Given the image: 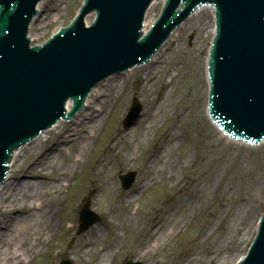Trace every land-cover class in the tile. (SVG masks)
Here are the masks:
<instances>
[{
	"label": "rangeland",
	"instance_id": "obj_1",
	"mask_svg": "<svg viewBox=\"0 0 264 264\" xmlns=\"http://www.w3.org/2000/svg\"><path fill=\"white\" fill-rule=\"evenodd\" d=\"M205 14L203 19L206 20L200 24L191 21L180 27L162 49L161 61L137 69L139 72L133 73L126 84L121 78L112 96L101 100L102 110L106 113L103 122L82 130L92 139L77 170L86 179L91 169L97 168L102 155L109 167L105 175L109 181L98 195L100 208L97 211L90 185L78 201L79 213L85 199L89 198L91 210L101 217V221L87 232L78 234L77 219L71 235L63 237V244H75L77 236H85L93 228L103 225L102 211L113 205L119 208L120 196L130 195L142 177L155 173L149 162L166 147L160 159L169 158L170 167L160 173L164 176L163 181L129 203L130 210L123 202L121 211L125 220L113 218L118 223L117 230L105 232L106 239L115 245L114 258L108 264H122L125 260L137 262L138 253L144 255L138 261L144 264H185L189 259L192 264H236L237 259L247 252L255 236L256 221L264 212V145L249 148L231 142L207 118L206 58L212 37L210 16L208 12ZM170 70L175 72L176 79L168 89L164 80ZM134 97L146 109L142 117L153 111V105L159 98L166 97L164 104L169 101L170 105L158 106L151 114L153 119L149 124L146 117L138 120L133 126L135 129L114 144L113 153H106L117 131H128L122 121ZM65 124L64 132L75 125L68 128L70 125ZM171 125H175L179 135L178 146L174 143ZM57 141L54 139L53 145ZM55 148L60 151L56 161L67 164L69 156L74 158L77 145L75 142L67 146L65 152L57 146ZM119 159H128L131 171L137 174L136 182L128 191L122 188L120 176L130 170L110 177L117 173ZM167 190L178 198L160 214L159 228L152 232L155 216L152 209ZM137 209L142 217L149 214L148 218L140 220L135 217L130 221ZM122 222L127 224L123 226ZM71 225L63 224L68 229ZM165 231L171 232L165 238V244L154 250L152 245L156 238ZM94 249L97 250L98 246ZM44 251L49 255L59 253V250L53 251L48 247H44ZM66 260L71 261L60 255L55 264ZM47 263V257L40 258L38 262Z\"/></svg>",
	"mask_w": 264,
	"mask_h": 264
},
{
	"label": "water",
	"instance_id": "obj_2",
	"mask_svg": "<svg viewBox=\"0 0 264 264\" xmlns=\"http://www.w3.org/2000/svg\"><path fill=\"white\" fill-rule=\"evenodd\" d=\"M41 1L24 0L21 3L20 0H14L22 7L25 3L29 6L34 3L37 5ZM193 1L188 0V3L191 4ZM239 1L217 2L221 11H227L226 20ZM82 2L83 0H51L40 3L39 8L43 14L32 25L35 42L42 43L59 28L69 25ZM163 2L164 0H157L146 11L145 33L151 28L152 21L158 18ZM255 2L257 17L251 21L247 29H240L242 18H238L231 25L232 31L228 29L221 31L222 36L216 48L219 49L218 59L212 64L211 73L212 101L214 106L218 107V112L217 108L215 109L217 116H224L227 118L226 121L232 120L233 124L238 125L247 134L258 136L264 132V21L258 19V16L264 14V0ZM147 5V0H88L87 10H97L99 16L105 10L109 21L100 19L96 30L90 32L84 30L78 37L73 35L75 32L73 28L61 35V39L65 41L59 53L52 51L50 57L48 49L40 59L41 62H25L20 59L15 69L8 67V71L0 75V177L3 173L4 177L8 172L13 149L16 150L18 145L29 141L39 118L51 116L52 120L59 117L61 113L59 104L63 101H58L59 96L60 99L63 96L65 102L69 100L65 108L67 113L71 111L73 104L69 96L75 90H86L80 87L84 72L97 73L99 67L114 65L117 61L131 64L139 59V55L154 48L153 38L159 37L156 33L150 34L141 42L138 41L141 36L138 28L142 26L141 20ZM197 5L201 4L195 2L187 8H183L181 4L179 20L188 16ZM7 12L4 10L5 14H8ZM169 15V12H166L162 24ZM94 18V15L87 18V26L93 23ZM11 25L9 26L13 28ZM3 27L4 24L0 21L1 29H6L7 33L11 30L8 26ZM169 27L170 24L164 29L168 30ZM251 31L258 35L257 39L254 40L250 35ZM232 34L240 36L244 43L240 45L233 42L230 38ZM140 50L143 52L140 53ZM77 54L80 56L88 54L80 62L83 68L81 71L77 67ZM0 57L3 59L4 54H0ZM40 65L42 66L39 67ZM44 75H47V81L41 90ZM28 83L32 85L30 89H27L30 87ZM22 91L23 95L20 93ZM24 100L27 104L22 107ZM17 132L22 136L20 139L16 136ZM257 263L264 264V251L258 256Z\"/></svg>",
	"mask_w": 264,
	"mask_h": 264
},
{
	"label": "bare ground",
	"instance_id": "obj_3",
	"mask_svg": "<svg viewBox=\"0 0 264 264\" xmlns=\"http://www.w3.org/2000/svg\"><path fill=\"white\" fill-rule=\"evenodd\" d=\"M207 12L210 16L211 38L212 36L214 37L216 28L215 10L213 7L197 8L184 24L191 21L200 24L203 20H206L203 18ZM190 14L188 13V15ZM207 20H209V17ZM173 38L174 35L171 39ZM162 49L153 57L152 64L162 58ZM136 71L139 72V70H133L128 75L112 77L105 81L104 86L100 85L95 88L92 95L86 101L87 109L81 111L77 119H71L68 128L75 125L70 129L64 132L63 130L66 126L63 121H59L54 127L38 136L33 142L14 151V155L10 159L5 182L0 185V264H38L39 259L45 257L49 259V263L47 264H55L60 255L70 259L74 264H108L114 258L115 245L112 240L106 239L105 232L111 233L117 230L116 226L118 223L113 218L119 217L122 221L125 220L121 211L123 202L126 203L127 210H130L129 203L138 200L143 193L163 181L164 176H161L160 173L165 172L170 167L169 158H166L164 161L160 159L161 155L166 151V147L161 150L157 157L149 162L150 168L155 169L156 172L142 177L130 195L120 196L118 198L120 202L119 208L113 205L111 208L102 211L103 225L93 228L94 230L85 236H77L76 243L72 245L63 244L65 242L63 237L68 238L71 235L73 229L76 227L77 219L79 220L81 217V212L78 213L77 211L78 201L85 194L88 186L90 185L91 191L94 192V209L97 211L100 208V204L97 202L98 195L102 191L103 186L109 181V178L105 177L109 171V167L102 155L98 159L97 168H92L86 179H83V173L77 170L85 157V150L89 148L92 139V137L88 138L86 131L82 130L94 126L96 123L101 124L103 122V117L106 113L102 110L103 103L101 100L105 101L109 96H112L121 78H124L123 84H126L130 76ZM175 79V72L170 70L166 73V79L164 80L166 83L164 86L168 89L171 88V85L173 86L175 83ZM165 99L166 97L157 99L153 105V111L145 113L140 120L146 117L147 124H149L153 119L151 114L156 111L158 106L170 105L169 101L164 104ZM170 128H172L174 143L178 146L179 135L177 136L176 127L175 125H171ZM133 129L135 127L128 129L127 132L117 131L112 139V143L106 149V153H113L114 144L132 132ZM54 139L58 140L56 145H53L52 141ZM75 142L77 149L74 152V158L69 156L67 164L66 162L64 164L57 162L56 157L60 151L55 146L65 152L64 148ZM127 170L131 171L129 160L119 159L117 173L110 177L113 178L118 173ZM107 187H109V184ZM177 198V196L170 194L167 190L157 200L152 209L153 212L155 211L151 224L152 232L157 231L159 228L157 221L160 214ZM54 202H57V205ZM88 215L89 211L84 210L82 216ZM148 215H144V217L148 218ZM142 216L141 211L137 209L134 211L130 221L135 217H139L142 220L144 218ZM128 220L129 217L127 218ZM65 222L73 225L68 229L63 226ZM121 224L124 226L125 223L122 222ZM256 224L255 228L257 227ZM102 226L106 230L104 229L103 231ZM170 233L165 231L159 235L152 248L154 250L159 249L161 245L165 244V238ZM96 246H98L97 250L94 249ZM44 247H48L53 251L59 250V253L49 255L47 251H44ZM99 249L100 251H98ZM91 251L93 253L89 256ZM143 256V254L138 253L137 262L134 264H143L142 262H138ZM90 258H93V260L90 261ZM192 263L193 261L189 259L185 264Z\"/></svg>",
	"mask_w": 264,
	"mask_h": 264
}]
</instances>
